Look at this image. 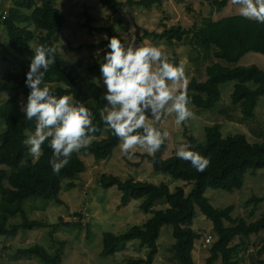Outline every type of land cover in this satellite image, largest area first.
I'll return each instance as SVG.
<instances>
[{
  "label": "trees",
  "instance_id": "16d2710c",
  "mask_svg": "<svg viewBox=\"0 0 264 264\" xmlns=\"http://www.w3.org/2000/svg\"><path fill=\"white\" fill-rule=\"evenodd\" d=\"M207 1L215 13H220L228 4V0ZM99 3L103 8L116 12L123 6L149 9L153 5L160 6L162 0H99ZM88 20L89 17L85 28L96 31L89 26ZM0 25L7 36L8 51H5V56L29 59L33 54L31 43L35 40L37 47H53V40L62 31L65 18L56 8V0H15L6 14L0 13ZM142 37L161 40L171 46L187 44L192 51L189 61L196 64V70L201 65L205 66L204 81L194 77L189 80L190 106L197 110H213L221 100L220 87L233 83L231 104L240 108L242 121L253 118L257 101L264 96V73L254 66L243 68L236 65L248 53L264 56V24L244 19L240 15L216 22L211 18H203L190 29L175 26L161 33L144 30ZM105 50L100 53V57L92 58L86 64L88 75L100 78L99 64L104 63ZM55 61L45 75V79L52 78L59 82L50 87L54 94L71 95L73 102H83L81 87L76 78L64 69L56 53ZM208 61L216 62L207 64ZM28 70L23 68L20 73L8 71L0 80V92L9 95L0 104V122L4 124L0 133V237L12 238L20 231L33 229L48 230L51 242L57 247L53 254L35 244L18 248L14 255L19 258L34 257L43 264H61L63 244L53 238L57 227L29 220L23 204L28 199L62 204L63 182L73 181L85 172L82 158L92 157L96 162L107 160L121 141L101 121L99 112L105 107L106 101L102 99L101 89L92 84L91 103L85 106L93 112L94 124L100 129L93 135L97 137L104 133L105 138L95 139L86 150L87 154H83V151L81 154L74 153L70 163L59 174H54L49 164L52 150L47 142L43 145L41 157L33 160L22 141L27 134L34 132L35 120L28 121L19 111L20 102H26L30 91L25 86ZM185 135L186 143L193 145L192 150L211 158V165L204 172H197L190 162L176 155L163 159L166 142L155 157L147 155L146 160L155 173L189 185L191 188L187 194L183 187L171 191L165 184L155 185L133 179L122 181L111 175L100 177L98 183L103 190L114 188L121 194V208L131 201H138L139 210L151 215L141 227L132 226L119 234L104 233L100 252L102 258L114 256L130 243H138L146 250L145 257H127L124 264H153L158 253L161 228L167 226L171 228L173 240L168 264H194L195 242L199 239L192 229L195 209L210 221L215 235L205 264H241L249 250V238L264 233V214L252 222L233 219L232 206L217 210L204 196L207 189L239 191L246 175L255 176L258 171L264 170V141L251 143L242 135L223 137L220 127L215 124L205 127L204 142L187 132ZM68 188L74 189L75 184L70 182ZM262 201V198H251L247 204L256 205ZM159 205L163 208L156 209ZM16 215L21 216V223L8 226V221ZM226 223L230 226H226ZM263 253L264 243L257 255ZM254 264H264V254Z\"/></svg>",
  "mask_w": 264,
  "mask_h": 264
},
{
  "label": "rangeland",
  "instance_id": "374dc122",
  "mask_svg": "<svg viewBox=\"0 0 264 264\" xmlns=\"http://www.w3.org/2000/svg\"><path fill=\"white\" fill-rule=\"evenodd\" d=\"M13 1L15 0H0V13L6 14L13 6ZM56 8L63 14L65 25L54 38L53 47L55 53L60 56L64 69L76 78L82 89V101L87 105L91 103L92 84L98 86L102 93L105 92L102 80L88 75L85 70L86 64L92 58L100 57V53L107 48L104 35L121 37L125 43L134 40L138 46H143L145 42L163 45V51L170 61L178 64L180 60L186 59L189 80L194 77L198 81H204L205 66L201 65L196 70V64L189 61L192 51L187 44L171 46L161 40L143 38V31L161 33L164 29L175 26L190 29L203 18H211L216 22L239 15L238 6L232 5L230 0L220 13H215L207 0H162L160 6L153 5L149 9L123 6L116 12L103 8L99 0H56ZM88 17L89 26L96 31L85 28ZM27 27L32 29L30 25ZM6 41L4 27L0 25V80L8 71L20 73L23 68L29 69L34 55L33 53L29 59L5 56V51H8ZM31 47L34 52L37 48L36 40L31 43ZM213 62L208 61L207 64ZM236 66L243 68L254 66L264 73V56L248 53ZM45 83L52 87L59 82L46 78ZM232 90L233 83L222 85L221 100L211 111L197 110L191 106L195 118L182 126L175 124L174 113L169 114L166 122L160 125L162 131L166 130L170 134L163 159L176 155L179 146L186 143L185 132L204 142L205 127L214 124L220 127L223 137L242 135L251 143L264 141V96L258 99L253 118L242 121L240 108L233 106L230 101ZM8 97L9 95L0 92V104ZM3 129L4 124L0 122V133ZM102 138H105L104 133L97 136L96 140ZM147 155L143 151H137L136 158L128 160L117 147L111 157L104 161L96 162L92 157H83L85 172L73 181H65L62 184V204L40 199H28L24 202L23 210L29 220L57 227L53 238L63 244L61 264H124L127 257H145L146 250L138 243L126 245L112 257L100 256L104 233L119 234L132 226L141 227L151 215L139 210L138 201H131L121 208L119 206L121 194L114 188L103 190L98 182L102 175H111L122 181L133 179L155 185L165 184L171 191L177 187H183L186 194L190 191L189 185L173 181L167 175L155 173L146 160ZM70 182L75 184L74 189L68 188ZM204 196L217 210L232 206L233 219L252 222L264 214V170L258 171L255 176L246 175L243 187L239 191L207 189ZM251 198H262L263 201L256 205L247 204ZM160 208L163 206L159 205L156 209ZM76 214L80 217H76ZM20 223L21 216L16 215L7 224L13 226ZM225 225L230 226L227 223ZM192 229L199 235L195 242L196 251L193 253L194 264H205L209 256L208 249L215 240V235L210 221L206 220L198 209H195ZM208 237H211V240L207 243ZM172 243L171 228L162 227L157 242L158 253L153 264H168L171 257L169 248ZM263 243L264 233L251 236L249 250L241 264H254L261 259L264 253L258 256L257 252ZM35 244L45 248L49 254H53L57 249L51 242L48 230L45 229L20 231L12 238L0 237V264H43L34 257L19 258L14 255L18 248Z\"/></svg>",
  "mask_w": 264,
  "mask_h": 264
},
{
  "label": "clouds",
  "instance_id": "9594fccd",
  "mask_svg": "<svg viewBox=\"0 0 264 264\" xmlns=\"http://www.w3.org/2000/svg\"><path fill=\"white\" fill-rule=\"evenodd\" d=\"M230 3L238 6L242 18L264 24V0ZM103 39L107 48L99 73L105 88L102 99L107 103L99 112L100 119L121 141L118 147L125 158L135 159L137 151L155 157L170 136L160 128L169 114H175L177 126L195 118L188 95L187 61H170L163 45L145 42L138 46L134 40L125 43L115 35H104ZM33 53L25 74L30 91L26 102H20L19 111L28 121L35 120V130L22 143L38 160L47 142L52 150L49 164L53 173L59 174L74 153L87 154L96 139L93 134L100 129L83 102H73L71 95L57 96L45 83L46 73L56 62L55 48L40 45ZM192 148L189 143L181 144L176 156L202 173L210 167L211 158Z\"/></svg>",
  "mask_w": 264,
  "mask_h": 264
},
{
  "label": "built area",
  "instance_id": "2783aa9c",
  "mask_svg": "<svg viewBox=\"0 0 264 264\" xmlns=\"http://www.w3.org/2000/svg\"><path fill=\"white\" fill-rule=\"evenodd\" d=\"M210 240H211V238H210V237H208V239H207V243H208V242H210Z\"/></svg>",
  "mask_w": 264,
  "mask_h": 264
},
{
  "label": "water",
  "instance_id": "95a60500",
  "mask_svg": "<svg viewBox=\"0 0 264 264\" xmlns=\"http://www.w3.org/2000/svg\"><path fill=\"white\" fill-rule=\"evenodd\" d=\"M75 216H76V217H80V215H77V214H76Z\"/></svg>",
  "mask_w": 264,
  "mask_h": 264
}]
</instances>
